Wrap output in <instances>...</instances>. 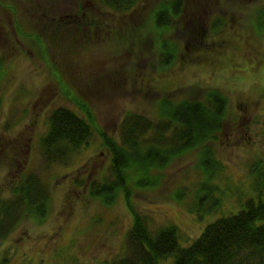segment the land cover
I'll return each mask as SVG.
<instances>
[{
  "label": "rangeland",
  "instance_id": "1",
  "mask_svg": "<svg viewBox=\"0 0 264 264\" xmlns=\"http://www.w3.org/2000/svg\"><path fill=\"white\" fill-rule=\"evenodd\" d=\"M160 1L140 0L116 13L99 0H0V198L11 197L29 171L50 188L44 213L22 217L0 244V264H113L132 255L133 216L123 197L107 206L89 192L91 179L112 177L97 135L66 164L44 157L40 139L52 110L78 112L73 99L117 137L127 112L154 118L163 95L202 98L204 88L216 87L226 96L222 127L209 141L222 164L214 179L219 212L187 211L186 189L200 172L198 152H186L164 169L159 184L133 193L151 231L175 224L188 245L254 195L250 171L264 164V0H183L182 13L163 30L151 18ZM25 34L41 39L44 53ZM163 37L182 49L167 68L157 46ZM184 47L187 55L200 50L185 57ZM178 186L186 193L181 202L171 196Z\"/></svg>",
  "mask_w": 264,
  "mask_h": 264
},
{
  "label": "trees",
  "instance_id": "2",
  "mask_svg": "<svg viewBox=\"0 0 264 264\" xmlns=\"http://www.w3.org/2000/svg\"><path fill=\"white\" fill-rule=\"evenodd\" d=\"M140 0H99L102 8L116 13L130 12ZM183 0H161L153 9L154 28L168 29L182 13ZM263 10L258 9L257 24L263 26ZM262 22V23H261ZM221 25H215L213 32ZM34 40L39 52L44 53L41 39L25 34ZM162 52L161 65H172L181 49L174 40L159 39ZM185 50V47H184ZM194 48L185 57L199 53ZM186 60V59H185ZM186 63V61H184ZM160 66V63H159ZM3 73L0 61V77ZM1 81V80H0ZM78 110L58 107L49 116L41 146L48 162L66 164L71 157L87 149L97 137L109 156L108 170L111 178L104 176L89 181V192L111 206L122 196L133 220L127 232L132 255L115 260L113 264H159L171 258L172 264H264V164L256 163L250 171L254 195L242 203L236 212L222 215L205 226L200 236L188 245H182V233L175 224L151 231L145 216L133 204V193L153 187L163 179L162 172L182 154L196 150L199 161L196 169L200 175L189 184L191 204L187 211L201 216L219 212L221 198L215 177L222 164L215 158L209 141L216 137L226 116L227 98L220 90L204 88L202 98H168L157 100V116L127 112L119 124L117 137L100 127L88 105L77 99ZM97 135V137H96ZM49 184L32 171L26 172L21 182L12 189V196L0 198V244L10 234L19 220L27 214H42L49 201ZM184 190L178 186L172 197L181 202ZM186 194V193H185ZM185 196V195H184Z\"/></svg>",
  "mask_w": 264,
  "mask_h": 264
}]
</instances>
